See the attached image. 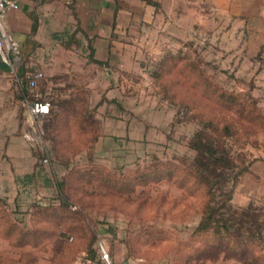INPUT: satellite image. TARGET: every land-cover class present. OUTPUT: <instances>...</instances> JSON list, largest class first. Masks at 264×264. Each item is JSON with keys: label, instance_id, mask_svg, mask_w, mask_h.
<instances>
[{"label": "rangeland", "instance_id": "obj_1", "mask_svg": "<svg viewBox=\"0 0 264 264\" xmlns=\"http://www.w3.org/2000/svg\"><path fill=\"white\" fill-rule=\"evenodd\" d=\"M217 15L210 8L208 20L200 13L192 27L137 39L126 67L95 62L88 52L68 65L0 67V264H80L98 238L111 261L251 264L247 254L210 242L185 256L198 197L165 179L125 182L155 159L193 154L195 116L170 101L150 74L167 51L184 55L221 88L255 99L264 116V43L251 53L235 46ZM31 70L42 75L24 91L20 74ZM32 95L47 99L50 113L28 116L22 101ZM224 141L241 169L232 203H250L264 219V124Z\"/></svg>", "mask_w": 264, "mask_h": 264}, {"label": "trees", "instance_id": "obj_2", "mask_svg": "<svg viewBox=\"0 0 264 264\" xmlns=\"http://www.w3.org/2000/svg\"><path fill=\"white\" fill-rule=\"evenodd\" d=\"M0 67L8 66L0 59ZM32 71H20L24 91L29 87L28 73ZM150 74L155 81L161 80L162 90L170 101L178 102V107L195 116L198 127L188 140L193 154L155 159L143 170L127 177L125 182L132 187L135 183L165 179L187 195L198 197L199 217L189 238L180 247L185 256L204 252L210 242L226 248L232 255L247 254L251 264H264V219L250 203L244 206L232 203V185L241 169L237 168L224 141L226 137H234L238 129L249 131L250 126L264 124L256 100L221 88L212 76L179 52H165L154 63ZM161 77L170 79H165L167 83L163 84ZM32 98L40 97L32 95ZM49 111L50 104L45 115ZM105 179L110 181L108 177ZM60 199L66 203L61 194ZM196 236L200 238L198 243L193 241ZM99 261L94 245V249L87 248L80 264H99Z\"/></svg>", "mask_w": 264, "mask_h": 264}, {"label": "crops", "instance_id": "obj_3", "mask_svg": "<svg viewBox=\"0 0 264 264\" xmlns=\"http://www.w3.org/2000/svg\"><path fill=\"white\" fill-rule=\"evenodd\" d=\"M15 1L4 23L18 42L17 63L23 65H68L88 52L95 62L126 67L137 39L164 37L184 24L192 27L200 13L208 20L210 8L227 22L225 36L235 46L251 53L264 43V0ZM259 163L264 165L263 156ZM112 264L128 263L112 256Z\"/></svg>", "mask_w": 264, "mask_h": 264}, {"label": "built area", "instance_id": "obj_4", "mask_svg": "<svg viewBox=\"0 0 264 264\" xmlns=\"http://www.w3.org/2000/svg\"><path fill=\"white\" fill-rule=\"evenodd\" d=\"M15 0H0V59L11 66L17 63L19 58V46L16 39L5 27L4 18L9 9L16 8ZM42 73L34 70L28 73V86L34 87ZM22 105L25 113L30 117H39L47 113L49 103L44 98L23 99ZM96 249L99 257V264H112L108 250L105 248L102 239L96 240ZM128 264H139L136 259L127 260Z\"/></svg>", "mask_w": 264, "mask_h": 264}]
</instances>
